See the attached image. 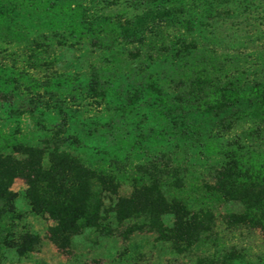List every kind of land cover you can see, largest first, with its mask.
I'll use <instances>...</instances> for the list:
<instances>
[{"label":"trees","instance_id":"16d2710c","mask_svg":"<svg viewBox=\"0 0 264 264\" xmlns=\"http://www.w3.org/2000/svg\"><path fill=\"white\" fill-rule=\"evenodd\" d=\"M70 1L0 0V46L2 25L9 30L10 10L72 17ZM131 1L168 7L180 14L178 18L170 14L173 24L165 23L167 30L150 32L145 43L147 57L151 64L158 62L160 70L152 68L131 80L132 92L121 106L137 110L147 104L157 119L148 131L165 142L166 151L129 168L121 166L125 157L106 155L102 149L95 151L99 158L84 159L76 149H68L73 144L76 148V138L55 135L53 142L39 145L0 123V264L6 253L25 256L40 243L38 235L17 228L16 193L11 189L15 178L25 184L24 197L31 212L51 221L48 239L63 254L70 251L77 236L89 233L103 238L120 236L128 242L129 248L119 251L116 262L128 254L137 260L142 253L152 257L150 248L144 251V245L134 241L144 235L150 237L152 249L162 245L172 255L200 251L189 264H264V254H247L235 244L215 249L222 237L219 222L231 230L249 228L264 234V48L255 50L250 60L251 55L220 47L222 30L209 32L212 38L202 35L204 18L214 0ZM215 1L223 7L229 2ZM230 3V21L219 23L216 29L226 24L225 28L235 26L238 31L255 9L264 20V0ZM65 26L87 38L80 21L70 18ZM13 34L20 38L18 32ZM119 35L110 20L100 22L96 29L97 40L108 43L104 44V66H92L87 87L90 97L104 100L111 92L110 76L119 71L121 62L112 49ZM58 37L64 38L62 33ZM45 40L33 38L25 43L22 67L0 81V88L3 83L22 84L31 95L29 104L43 114L61 110L58 100L42 98L53 88L62 94L66 83L61 75L55 74L57 82L52 84V79L28 74V69L39 70L48 64L50 48ZM141 54L129 52L132 57ZM4 72L0 68V77L6 76ZM120 141L127 142L125 137ZM195 156L207 165L206 176L196 175ZM124 183L130 190L121 194ZM222 207L226 210L221 213Z\"/></svg>","mask_w":264,"mask_h":264},{"label":"rangeland","instance_id":"374dc122","mask_svg":"<svg viewBox=\"0 0 264 264\" xmlns=\"http://www.w3.org/2000/svg\"><path fill=\"white\" fill-rule=\"evenodd\" d=\"M231 1L229 0L227 7H223L215 0L212 2L208 15L204 14L206 18L202 26V35L212 38L209 32L222 30L220 37L223 38V42L220 47L251 55L249 57L251 60L255 50L264 48V20L260 19L254 8L255 10L251 12L253 16L250 15L251 19L245 20L238 31L235 30V26L233 29L225 28L226 24L216 29L219 23L230 21ZM70 3L74 6L72 17L52 12L40 14L23 8L10 10L7 18L9 30H5V25L1 27L3 43L0 46V68L5 71L6 76L0 77V81L4 82L13 69L22 67L25 43H30L33 38L46 41L47 37L50 48L48 64L39 70L28 69V74L52 79V84L57 82L54 75H61L66 79V83L62 85L64 94L57 93L55 88L43 94L44 100L49 99L51 102L58 100L62 103L61 110L53 109L45 111L44 114L29 104L31 95L25 93L22 84L3 83L0 88V123L6 130L16 131L30 143L39 145L53 142L55 135L76 138V148L73 144L68 146V149H76L84 159L99 158L100 154L95 151L102 149L106 155L115 153L120 158L125 157L121 166L129 168H133L136 163L145 162L148 157L155 154H163L166 151L165 142L148 131V127L157 119L151 116L147 104L145 107L140 105L137 110L130 109L131 106L121 109V106L126 95L132 92L131 80L152 68L160 70L158 62L151 64L147 57L149 50L145 43L152 36L150 32L167 30L165 23L166 25L172 23L170 14L177 18L180 14L168 7L145 6L131 0H72ZM70 18L81 22L87 38L79 32L73 33L65 26L67 19ZM107 20L112 21L119 29L120 35L117 42H113L112 49L118 52L121 62L119 71L110 76L111 92L104 100H99L90 97L87 87L92 66L100 68L105 63L104 44L108 42L105 39L103 42L97 40L96 29L100 22ZM14 32H18L20 38L14 36ZM61 33L64 36L62 39L58 37ZM130 51H140L142 54L140 57H132L129 55ZM69 77H73V80L70 81ZM63 78L61 80H64ZM27 108L31 111H25ZM122 137H125L126 143L120 141ZM177 154L180 158L183 155ZM197 157L193 158L198 162L196 175L206 176L209 173L208 167L202 164L205 163L204 160L200 161L196 159ZM11 189L16 193L14 208L18 215L17 228L38 235L40 243L37 250L25 256L13 252L6 253L1 259V264H189L200 255V251L196 250L192 251L191 255H172L168 248L162 245L152 249L150 246L154 244L150 242V237L142 235L134 241L144 245V251L150 248L153 256H149L148 252L142 253L143 256L140 255V259L137 260L128 254L123 257L125 260L116 262L119 251L129 248L128 242L122 240L120 236L103 238L89 233L77 236L70 251L63 254L48 239L47 227L51 221L31 212L24 197L23 180L15 178ZM129 190L128 184L124 183L120 193L126 194ZM225 210V207L219 208L221 213ZM217 230L222 235L220 242L216 248L214 247L217 251L235 244L244 247L247 254L253 256L264 254V234L260 231L249 228L231 230L221 222Z\"/></svg>","mask_w":264,"mask_h":264}]
</instances>
